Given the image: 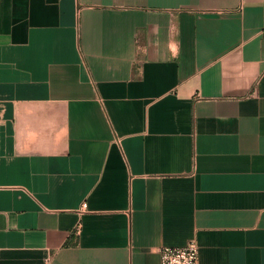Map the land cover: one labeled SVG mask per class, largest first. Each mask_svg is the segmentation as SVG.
Returning <instances> with one entry per match:
<instances>
[{
	"label": "crops",
	"instance_id": "0c3cea01",
	"mask_svg": "<svg viewBox=\"0 0 264 264\" xmlns=\"http://www.w3.org/2000/svg\"><path fill=\"white\" fill-rule=\"evenodd\" d=\"M192 240L264 264V0H0V264Z\"/></svg>",
	"mask_w": 264,
	"mask_h": 264
},
{
	"label": "built area",
	"instance_id": "2783aa9c",
	"mask_svg": "<svg viewBox=\"0 0 264 264\" xmlns=\"http://www.w3.org/2000/svg\"><path fill=\"white\" fill-rule=\"evenodd\" d=\"M86 206L82 204V208ZM159 264H198V247L195 241L183 246H162L158 250Z\"/></svg>",
	"mask_w": 264,
	"mask_h": 264
}]
</instances>
